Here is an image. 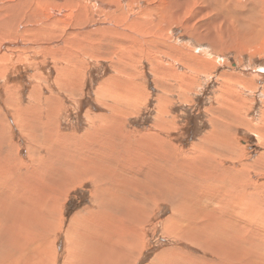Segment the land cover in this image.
<instances>
[{"label":"rangeland","instance_id":"rangeland-1","mask_svg":"<svg viewBox=\"0 0 264 264\" xmlns=\"http://www.w3.org/2000/svg\"><path fill=\"white\" fill-rule=\"evenodd\" d=\"M16 1L19 10L6 12L10 17L0 25L1 32L17 40L4 46L0 40V187L5 194L21 198L34 197L38 189L45 194L43 207L37 204L45 219L57 227V219L63 217L61 232L46 228L48 241L39 234L44 228L36 230L39 227L31 218L24 221L28 229H35L36 244L52 245L45 248V254L55 251L50 261L65 263L66 231L79 218L87 220L101 210L139 236L133 260L124 264L263 261L264 77L256 80L247 69L264 67L237 54L235 47L244 43L236 40L241 34L235 30L237 21L226 24L227 18L215 5L235 6L244 11L245 23H254L253 17L262 19L264 8L258 12V6H264V0ZM189 5L194 7H184ZM51 6H64V12L55 15L47 9ZM249 6H256L258 13L246 14ZM118 16L140 23L134 54L115 50V44L121 45L113 41L116 37L92 32ZM155 16L164 20L160 30L164 45L148 34L157 28ZM9 20L16 24L17 35ZM40 25L43 28H36ZM213 25L215 29L207 34ZM50 29L54 37L48 40ZM255 29L264 31V20ZM81 31L89 34L78 36ZM61 38L67 40L65 54L61 49L58 56L45 51L49 46L62 47L57 44ZM130 41L123 45H133ZM140 42L145 46L138 52ZM146 46L154 51L152 57ZM177 46L191 49L200 64L174 54ZM156 67L165 69L168 78L160 77L167 73L159 74ZM235 73L256 87L227 82ZM181 74L190 81L183 89L178 85ZM51 111L56 112L52 118L47 115ZM27 120L31 121L28 130ZM116 180L124 183L113 188ZM109 188L120 197L112 200ZM50 205V212L45 211ZM206 211L214 215L218 227L225 220V231L240 232H236L238 245L225 240L232 258L214 246L213 238L179 229L196 212L200 215L194 227L207 222ZM5 219L1 217L3 227L8 223ZM8 238L11 234L0 237V258L17 254ZM243 245L248 251L238 259ZM31 248L28 258L35 259L30 262L48 260V254L37 258Z\"/></svg>","mask_w":264,"mask_h":264},{"label":"bare ground","instance_id":"bare-ground-1","mask_svg":"<svg viewBox=\"0 0 264 264\" xmlns=\"http://www.w3.org/2000/svg\"><path fill=\"white\" fill-rule=\"evenodd\" d=\"M95 1L96 2H99L100 0H95ZM18 2L16 1V3H15V0H0V25L5 21V18L8 19L10 17L6 12L9 11L10 14H13V13L17 12V10H19L20 6H18ZM22 2H23V0H22ZM234 2L239 3L240 1L239 0H234L232 3H234ZM92 4H94V3H92ZM192 5L191 6L190 5L189 6H184V7L185 8L192 9L194 7ZM215 6L218 9L217 11H222L223 17L225 16V19L227 18L226 19V24H232V21L233 20L237 21V22H234V23H237L238 24V26H236V29L235 30L238 33H241V34H239L237 36V39L236 40H238V41L244 40V43L242 44V47L241 48L240 47L239 48L238 47H235V51L237 52V54L238 55L247 56V57L250 58L249 59V62H252V61L255 62V63L256 62L257 63L259 62V66L264 67V31L255 29V27L257 25V22H260V21L264 20V13L261 16L262 19L259 20V19L255 18V17H253L252 20L255 19L254 20L255 21L254 23H251V22L245 23L246 21L242 17L244 11L241 12V11H239V9L238 10L234 9V8H236L235 6H232V5H231L232 7L231 6H226V5H224V4L220 3V2L217 3V5H215ZM63 7L64 6H51V7L47 8V9L48 10H51L52 9L53 12H54V14L57 15L61 11L64 12V10L62 9ZM249 7H250V9H247V11L245 12L246 14L248 13V11H249V13H253L256 10V6H249ZM262 8H264V6H258V12H261V9ZM148 9L149 10H152L153 8H150L149 7ZM210 9H213V8H210ZM207 10H209V9H207ZM256 12H257V10L255 11V13ZM220 15L221 14H219L218 16H220ZM113 18L114 17H111L106 22V23H109L108 26L107 25H105V26H103V25L102 26H98L92 32H97V34H99L102 37H105V36H114V37H116L115 39H113V41H115V43L119 41V43L121 45L115 44L114 45L115 50H118L119 51V50H122V49H127L129 51L128 53L129 54H132L133 53L134 46L137 43L138 35L141 32V28L139 27V24L140 23H137L136 20L128 21L127 19H125V18H123L121 16H118V17H116L114 19ZM233 18H235V19H233ZM155 19H156L155 24H156L157 28H152L148 32V34H151L152 35V37H153L152 40L155 41V43H158L159 42L160 44L164 45L165 44L164 41H165L166 38H164L163 41H161L162 40V37H164V35L160 32V30L163 29L162 26H161V24H162V22L164 20L162 18H157V16H155ZM9 22H10V26H13L12 27L13 34L14 35H17L19 32L17 31L16 24L15 23H12L11 20H9ZM116 25H119L120 28L119 29L118 28L116 29L115 28ZM186 26H188V25H186ZM215 26H218V25H215ZM245 27L248 28V30L246 28L247 33L244 31V28ZM36 28L41 29L43 27L40 25V26H38ZM213 29H215L214 28V25L208 29V33L207 34H209V32L212 33L213 32ZM87 32L88 31H86V33H84V31H81V33H78V36L88 35L89 33L87 34ZM73 33H69V35H72ZM217 33H219V32H217ZM58 34H59V32H58ZM63 34H65V33H63ZM53 37L54 36L51 33V29H50L49 32H48V34H47V39L48 40H51V39H53ZM226 37H228V35ZM208 38H210V37H208ZM212 39H213V37H212ZM0 40H2V42H3L2 46L6 45V44H8L10 42H12L10 44H13V43H16V41H17V40L13 41L12 38H10V36H9L8 33H4V32H1V31H0ZM63 40L64 39L61 38L60 41L57 42V44H59V43L61 44L62 43V47L60 46L58 48H53V47L50 48V46H49V47L45 48V51L46 52L55 53V54L57 53L56 55L58 56V54H60L59 51L62 50V53L64 52V54H65V51H66V48H67V43H66L67 40L66 41H63ZM126 40L127 41L131 40L132 43H133V45H123V44H125V41ZM78 43H80V42H78ZM74 45H76V44H74ZM237 45L238 44H235L234 46H237ZM142 46H145L142 42H140L137 45L138 52L141 51V47ZM146 47L147 48H146L145 51L148 53V55L150 57H152L153 56L152 54L154 53V51L151 48H149L148 46H146ZM177 47L178 48H175V50H174V54H177L179 52L180 55L184 54V55L187 56V59L194 60L196 63L200 64L201 61H197V59L195 58V54H191L192 53V50L191 49H188L187 50L186 47L184 48L182 46H181V48L179 46H177ZM74 48H76V47H74ZM71 49H72V47H71ZM78 50L75 49V51H78ZM157 50H160V52L163 51V50L161 51L160 48H157ZM233 50H234V48H233ZM188 51H189V53H188ZM129 57H130V55H129ZM241 59L242 58H240V60ZM189 60H187V62ZM204 61L207 62V60H204ZM236 66H238L237 65V62H236ZM210 67H212V66H210ZM248 67H250V66H248ZM156 69L158 70L159 74H160V72H162V71L165 70L163 68H157V67H156ZM188 69H190L191 71H196V70H194L191 67H189ZM247 72L251 76H253L256 80H260L261 81L262 78L264 77V69H262L260 67H250V68L247 69ZM164 73H167V74L160 75V77L161 76L162 77L165 76L166 78H168V72L165 70ZM226 74L228 75V73H226ZM181 75H183V76L179 78V82L180 83L178 85L184 86V87L179 88V89L186 88L185 86L190 83V81H188V82L186 81L187 78L185 79V75L184 74H181ZM222 75L225 76V73H223ZM230 80H233L236 84L241 85L243 87H244V84H245V86L247 85L248 88H250V89L256 87V85L254 84L253 81L245 78L240 73L233 74L232 77H229V79H227V82H229ZM240 82H242V83H240ZM227 100L230 102V104H232V98L230 96L227 98ZM6 103L8 105H11L12 106L11 103H8V102H6ZM224 104L225 103H223V105ZM231 107H232V105H231ZM231 107L229 108V106H228V109L230 110ZM226 109H227V107H226ZM229 112H232L234 114H237L233 110V108ZM50 113L51 114H47V115H49V117H51V116L53 117L56 114V112H53V111H51ZM16 121H18V120H16ZM20 122H23V121L21 120ZM20 122H18L17 125L21 129L22 128V125H21ZM30 122L31 121H28L27 120V123H24V126L27 128V130L29 129ZM263 130H264V127H263ZM26 135L28 137H31V134L30 133H27ZM56 141L59 142V138H57ZM225 144L228 145V143H224V141H223V145H225ZM135 156H137V155H135ZM125 159L127 160V158H125ZM133 164H134V162H133ZM80 166L82 167L83 164L79 165L78 167H80ZM104 167H106V166H104ZM93 170H94V172L99 173L98 171H100L101 169L100 168H96V169H93ZM95 175H93V176L95 177ZM221 177H223V176H221ZM225 179H226V177H225ZM123 183L124 182H122V181L119 182V180H116V182L114 183V187L113 188H115V186H121ZM0 185H1V183H0ZM2 188L0 187V237H2L4 235V233L11 234V237L12 238H8V244L9 243L12 244V248L17 251V254L16 255L20 254L22 257H24V255L25 256L27 255V256L24 257L23 259H21L20 256L19 257L16 256L15 254L14 255H11L9 257H7V256L4 257V258L2 257V258H0V264H24L26 262L27 263H30V264H35L33 262H30V260H33L32 258L35 259V257H31L30 260L28 258V256H29L28 253L29 252H27V251L30 250V247L31 246L33 247V248H31L32 249V252H33V254H35V256L37 258L38 257L39 258L41 257V258L44 259L46 257V255L48 254L47 256H48L49 262L47 260L43 264H53V262L50 261L51 260L50 259V256L52 254H55L54 249L52 248L50 250V252H48L47 254H45V248H46V246L49 243L46 245V242H45L44 247H42L41 245H38V243L36 244L35 243L36 238L33 235V233L35 232V229H30V228L28 229V227L24 224V221L27 220L28 218H31L32 219L33 226L34 227L35 226H38L39 227L36 230L41 229V227H42V229L43 228L45 229V232L44 233H43V230H39V234L42 233L41 236H44L45 237V233H47V229L46 228L51 229L52 232H53V230H55V232H57V233L61 232V229L63 227V217H60V218L57 217L58 218L57 221H56L57 222V227L54 226L53 222L51 223L50 221H48V220L45 219L46 217L43 216L42 212H40L38 210L39 208L37 209V207H38L37 204H39V206H42V205H40V202L43 201V199L45 197V194L42 193V192H39L38 189L34 190V193H35L34 197H33V195H31L29 198H25V197L24 198H21V197H19L18 194H16V195L14 194V196L8 195L9 193L8 194H5L4 191H2ZM108 191H109L108 196H111L112 198L111 197L110 198L112 200H115L116 198L120 197L116 193V190H113V189L109 188ZM14 192H15V190H14ZM14 192H12V193H14ZM40 196H41V198H39ZM44 201H45V199H44ZM21 205H22V207H21ZM27 208H29L30 210L26 211L25 209H27ZM50 208L52 209L53 208V205H50L49 207H47L45 209V211L50 212V210H51ZM138 208H140L139 205H138ZM192 208H195V207H192ZM202 210H204V209L202 208ZM104 212L107 213V211L101 210V214L104 213ZM196 213L193 214V215L191 214L190 217H189V219H190L189 220V223H188V221L187 222L185 221L187 223V225L184 224L183 226H179V229H183V227H184L186 229V230H184V232H192L196 236L203 235V237H206V238L207 237L213 238V240H214V246H216L218 249H220V251H222V253L224 255H226V257L232 258V256L229 255L230 249L228 247V244L225 243V240H227V241L230 240L232 245H236V244L238 245V243L240 242V240H238L236 238V237H238V235H237L238 231H236L237 233L236 232H229L228 233V231L226 230L227 231L226 232L225 231V228L226 227L224 226V221L225 220L223 222H221V227H218L217 226L218 225L217 224L218 222H217L216 218L214 217V215L213 214H209V215L207 214V213H209V211H206L207 216H210L207 219V222H205V220H206L205 219L204 220L205 223H202V225H199V226H195L194 227V225H195L194 221L197 220V218H198L197 215L198 216L200 215V214H196ZM51 214H52V212H51ZM5 216H6L7 219L9 217V219L8 220L5 219L8 223L3 227V226H1V217H5ZM203 217L200 218V221H202ZM50 218H51V216H50ZM93 218H94L93 215L89 216L87 220H84L85 218H79L76 222H73V224L70 226V228L66 231V233H65L66 234L65 235V240H67V242H66L67 243L66 252H67L68 258L65 260V263H63V264H124L127 259L133 260V254L136 253L137 250H138L136 240L138 239L139 236H138L137 232L134 229L129 228L127 226H125V227L122 226V224H121V222L119 220L111 219V217L109 215H107V218L106 217H104V218L95 217L94 219ZM71 222H72V220H71ZM229 222L230 221H227V223H229ZM87 223H89V224L87 225ZM101 225H103V226H101ZM196 225H197V223H196ZM230 226L231 225H228V227H230ZM2 227H3V229H2ZM213 232H215V233L213 234ZM177 233H178V231H177ZM238 234H240V232ZM48 235L45 237V239L47 241L49 239V236ZM27 237H29L30 239H26ZM234 238H236V239H234ZM19 240L21 242L20 245H19ZM30 244H31V246H30ZM49 245H51V244H49ZM246 246L247 245H245V247ZM41 247L44 249V250H41L43 252H39L38 251L39 249H41ZM245 247L243 245V249L240 250L241 255L237 256V257H239L238 259H240L243 256V254H245L243 252L248 251V249H247L248 246L246 247V249H245ZM37 251L40 253V255H39V253ZM220 251L218 250V252H220ZM35 261L36 260H34V262ZM247 261H248V264H264V259H263V261L262 260H259V261H256V262L255 261H252V260L249 261V259H247ZM42 262H44V261H42ZM165 264H166V262H165Z\"/></svg>","mask_w":264,"mask_h":264},{"label":"crops","instance_id":"crops-1","mask_svg":"<svg viewBox=\"0 0 264 264\" xmlns=\"http://www.w3.org/2000/svg\"><path fill=\"white\" fill-rule=\"evenodd\" d=\"M9 132H11V130L9 129ZM95 216V215H94ZM95 217H98V218H104L106 217L107 218V215H105L104 213L100 214V215H96ZM103 226V225H101Z\"/></svg>","mask_w":264,"mask_h":264}]
</instances>
